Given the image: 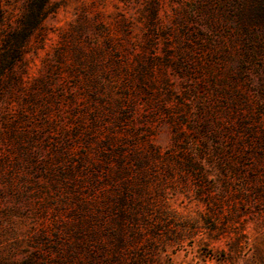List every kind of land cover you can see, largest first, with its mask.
Segmentation results:
<instances>
[{
	"label": "rangeland",
	"instance_id": "374dc122",
	"mask_svg": "<svg viewBox=\"0 0 264 264\" xmlns=\"http://www.w3.org/2000/svg\"><path fill=\"white\" fill-rule=\"evenodd\" d=\"M117 262L264 264V0H48L2 71L0 264Z\"/></svg>",
	"mask_w": 264,
	"mask_h": 264
},
{
	"label": "trees",
	"instance_id": "16d2710c",
	"mask_svg": "<svg viewBox=\"0 0 264 264\" xmlns=\"http://www.w3.org/2000/svg\"><path fill=\"white\" fill-rule=\"evenodd\" d=\"M47 5L48 0H25L15 28L3 36L0 77L4 69L11 70L13 73L14 68L20 63L30 38L46 16Z\"/></svg>",
	"mask_w": 264,
	"mask_h": 264
}]
</instances>
